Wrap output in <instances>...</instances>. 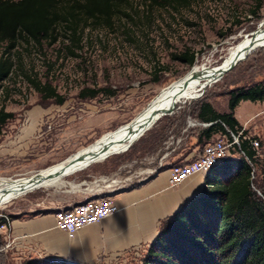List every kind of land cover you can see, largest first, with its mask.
Segmentation results:
<instances>
[{
	"label": "rangeland",
	"instance_id": "1",
	"mask_svg": "<svg viewBox=\"0 0 264 264\" xmlns=\"http://www.w3.org/2000/svg\"><path fill=\"white\" fill-rule=\"evenodd\" d=\"M262 21L264 0H199L176 8L133 0L128 15L117 19L112 29H88L83 48L74 55L59 45L37 47L24 42L6 53V44L0 43V58L10 57L15 62L14 73L3 82L0 93V108L13 114L0 135V178L37 175L132 122L164 87L184 77L197 63L221 64L230 49L253 35ZM185 52L195 53L193 65L179 58ZM241 58L198 98L181 102L162 116L128 150L1 204L0 264H23L38 258L21 251L2 227L17 216L11 213L17 211L14 209L46 212L55 202L63 205L79 198L87 188H102L105 195L117 190L119 163L139 151L145 136L150 138L151 145L145 150L149 153L168 139L184 137L190 143L198 142L208 127L197 116L202 102L228 111L232 90L264 80V47ZM31 79L50 84L56 95H42ZM85 88L103 91L94 98H82ZM235 116L242 131L248 132L246 137L260 142L255 146L258 157L253 164L254 187L259 189L264 168V101H242ZM218 135L215 139L223 137ZM231 152L232 158L240 156L236 147ZM214 175L208 174L206 181ZM146 253L132 257L127 264H142Z\"/></svg>",
	"mask_w": 264,
	"mask_h": 264
},
{
	"label": "trees",
	"instance_id": "2",
	"mask_svg": "<svg viewBox=\"0 0 264 264\" xmlns=\"http://www.w3.org/2000/svg\"><path fill=\"white\" fill-rule=\"evenodd\" d=\"M159 7H186L199 0H142ZM133 0H0V43L6 53L22 42L37 47L59 45L71 54L84 46L88 29H112L128 15ZM191 65L194 52L179 57ZM15 62L0 58V93L14 73ZM42 95L54 97L50 84L35 80ZM102 89L85 88L82 98H94ZM242 101H264V80L230 92L229 110L218 111L211 102L199 105L197 116L211 123L199 135L209 143L216 134L233 140L238 135L240 156L231 157L209 171L201 192L165 220L142 264H264V168L255 189L258 151L252 137L242 131L235 116ZM13 114L0 108V135ZM242 131V134H241ZM23 264H81L67 259L30 258Z\"/></svg>",
	"mask_w": 264,
	"mask_h": 264
},
{
	"label": "crops",
	"instance_id": "3",
	"mask_svg": "<svg viewBox=\"0 0 264 264\" xmlns=\"http://www.w3.org/2000/svg\"><path fill=\"white\" fill-rule=\"evenodd\" d=\"M218 136L214 135L211 140ZM149 139L145 136L139 151L119 163L117 190L105 195L102 188H87L79 198L63 205L55 202L46 212L10 210L17 215L9 229L6 228L10 241L33 257L67 259L81 264H127L132 257L146 253L156 240L162 223L201 192L209 174H193L181 184L172 186V165L194 160L207 143L202 147L199 138L198 142L191 143L184 137L168 139L149 153L145 152L146 146L151 145ZM76 187L75 193L78 192ZM99 196H110L120 210L81 228L73 238L57 227L58 209Z\"/></svg>",
	"mask_w": 264,
	"mask_h": 264
},
{
	"label": "bare ground",
	"instance_id": "4",
	"mask_svg": "<svg viewBox=\"0 0 264 264\" xmlns=\"http://www.w3.org/2000/svg\"><path fill=\"white\" fill-rule=\"evenodd\" d=\"M263 45L264 21L261 22L257 33L245 36L234 45L221 64L214 67L197 63L184 77L164 87L132 121L133 124L130 125V122L120 126L115 131L106 133L88 147L70 156L65 162L44 170L37 175L16 180L0 178V205L37 186L52 185L58 182L62 175H57V172L65 171V175L72 174L76 170L87 167L93 161L106 158L107 155L126 151L125 149L129 143L138 137L137 134L144 132L148 122L163 108L172 110L181 102L198 98L207 86L221 78L225 67L232 61ZM50 173H55L57 176L53 178L47 177Z\"/></svg>",
	"mask_w": 264,
	"mask_h": 264
},
{
	"label": "built area",
	"instance_id": "5",
	"mask_svg": "<svg viewBox=\"0 0 264 264\" xmlns=\"http://www.w3.org/2000/svg\"><path fill=\"white\" fill-rule=\"evenodd\" d=\"M236 143H239V138L234 136L233 140L225 139L223 135L207 143L194 160L183 164H173L170 169L171 185L177 186L193 174L209 173L215 166L231 158V148ZM259 143L258 140H253L254 147L259 146ZM119 210V206L110 196L89 198L75 206L58 209L56 211L57 227L73 238L81 228L97 223ZM8 226L9 221H5L2 225L3 228Z\"/></svg>",
	"mask_w": 264,
	"mask_h": 264
},
{
	"label": "water",
	"instance_id": "6",
	"mask_svg": "<svg viewBox=\"0 0 264 264\" xmlns=\"http://www.w3.org/2000/svg\"><path fill=\"white\" fill-rule=\"evenodd\" d=\"M258 31V30H257ZM257 31L255 32V33H257ZM260 47V46H259ZM261 47H264V45L263 46H261ZM255 50V49H254ZM252 52V51H251ZM251 52H249L248 54H250ZM248 54H246V55H248ZM242 58H237L236 60H234V61H232L228 66H226L225 67V69H224V72L222 73V76L221 77H223L224 76V74H225V72H227L233 65H235L236 63H238L240 60H241ZM211 85V84H210ZM206 89H204L203 90V92H202V94L204 93V91H205ZM201 94V95H202ZM176 109V108H175ZM175 109H172V110H167V109H164L163 108V110H161L160 112H158L149 122H148V124H147V127H146V129L144 130V132L142 133V134H137L138 135V137L137 138H135L134 140H132L130 143H129V145H128V147L125 149V150H128L132 145H133V143L137 140V139H139V137H141L144 133H145V131H147L151 126H153L162 116H164V115H166V114H168V113H170V112H173ZM131 124H133V122H131L130 123V125ZM109 155H107L106 156V158L108 157ZM94 162V161H93ZM90 165V164H89ZM49 168H51V167H49ZM49 168H47V169H44V170H48ZM41 172V171H40ZM39 172V173H40ZM57 175H64L65 176V171H61V172H57L56 173ZM57 175H55V173H50V174H48V176L47 177H49V178H53V177H55V176H57ZM45 177V176H44Z\"/></svg>",
	"mask_w": 264,
	"mask_h": 264
}]
</instances>
